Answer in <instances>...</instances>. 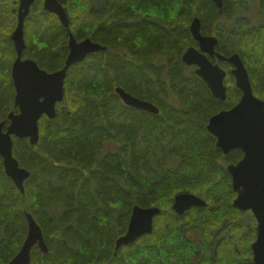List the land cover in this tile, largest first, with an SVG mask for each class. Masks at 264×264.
<instances>
[{
  "label": "trees",
  "instance_id": "16d2710c",
  "mask_svg": "<svg viewBox=\"0 0 264 264\" xmlns=\"http://www.w3.org/2000/svg\"><path fill=\"white\" fill-rule=\"evenodd\" d=\"M60 1L76 38L107 49L70 67L65 98L55 118H41L36 145L14 137V156L30 171L24 193L0 156V240L15 249L8 258L0 242V264L27 236L26 211L49 247L48 253L33 247L31 264H254L256 219L234 207L227 171L242 152L225 155L207 130L209 118L242 93L228 74V97L216 98L182 55L197 45L189 26L198 16L202 32L219 38V52L240 53L255 95L264 99V0H223L222 9L212 0ZM1 4L0 15L13 20L11 26L0 20V122L7 127L8 113L17 111L11 36L19 0ZM25 28L24 57L48 71L63 67L69 29L43 0H35ZM119 85L160 112L124 104ZM179 192L195 193L208 205L179 215L172 208ZM135 205L161 213L152 233L117 249Z\"/></svg>",
  "mask_w": 264,
  "mask_h": 264
},
{
  "label": "water",
  "instance_id": "95a60500",
  "mask_svg": "<svg viewBox=\"0 0 264 264\" xmlns=\"http://www.w3.org/2000/svg\"><path fill=\"white\" fill-rule=\"evenodd\" d=\"M19 1L18 22L11 36L17 53L12 65V77L16 90L14 103L18 112L11 111L8 114L10 123L7 127L0 122V156L7 175L24 193L30 171L22 167L14 156V137L28 138L31 145H36L40 139V119L44 115L55 118L57 104L65 98V80L69 68L94 52L106 50V47L90 38L78 40L70 30L69 15L63 3L60 0H44L45 9L58 15L62 24L69 29V52L65 64L57 70L48 71L37 60L23 57L27 47L25 22L35 0ZM212 1L223 8V0ZM189 28L198 47L187 48L182 56L184 63L195 65L196 74L206 82L216 98L224 101L228 97L225 84L227 71L219 63H214L212 58L226 61L232 66L230 73L242 93L234 106L222 109L209 118L207 130L216 138V145L223 153L229 154L233 150L243 152L238 162L227 166L236 192L233 205L241 211H252L257 221V235L251 246L253 263L264 264V99L255 95L249 71L240 53L224 55L218 52L216 47L219 38L202 32V21L198 16L192 19ZM115 91L128 106L155 114L160 112L156 104L131 94L120 85L116 86ZM206 205L207 201L195 193L179 192L175 195L172 208L183 215L192 207ZM160 213L161 208L157 206H133L127 230L117 239L116 248L132 244L138 238L152 233L154 219ZM25 215L28 224L26 239L8 264H30L31 251L35 245L43 253L49 252L41 225L32 213L26 211Z\"/></svg>",
  "mask_w": 264,
  "mask_h": 264
},
{
  "label": "rangeland",
  "instance_id": "374dc122",
  "mask_svg": "<svg viewBox=\"0 0 264 264\" xmlns=\"http://www.w3.org/2000/svg\"><path fill=\"white\" fill-rule=\"evenodd\" d=\"M3 7H5V5L4 4H1L0 5V11H1V9L3 8ZM257 9V8H256ZM257 11L258 10H256V12L255 13H252L251 15V17H252V19L253 20H256L257 19ZM8 15V14H7ZM14 19H16V22H15V24H14V29L16 28V24H17V22H18V13L15 15V17H14ZM0 20L2 21V23H4L5 25H7V26H11V24H12V22H13V20L11 19V18H8V17H6V12L4 11V12H2L1 13V15H0ZM6 26V27H7ZM14 29H13V31H14ZM26 29V28H25ZM226 69V68H225ZM230 69H231V66L229 65V67L226 69L227 71H230ZM225 82H226V85L228 86V83L229 82H233L232 81V79H231V77L229 78L228 76H226V80H225ZM171 103H173V104H175V105H179V102H178V98H174L173 96H172V98H171ZM143 146V145H142ZM208 205V204H207ZM206 205V206H207ZM246 219V217H242V221H243V219ZM248 233H250V236L249 237H252L253 235H252V233H251V231H248ZM197 235V234H196ZM256 237V236H255Z\"/></svg>",
  "mask_w": 264,
  "mask_h": 264
},
{
  "label": "flooded vegetation",
  "instance_id": "af4514ba",
  "mask_svg": "<svg viewBox=\"0 0 264 264\" xmlns=\"http://www.w3.org/2000/svg\"><path fill=\"white\" fill-rule=\"evenodd\" d=\"M43 4H44V0H43ZM32 8H33V6H32ZM32 10V9H31ZM18 11H19V4H18V9H17V13H18ZM214 60H216V59H214ZM229 74V73H228ZM228 74H227V76H228ZM234 151V150H233ZM232 152V151H231ZM230 152V153H231ZM242 152V151H241ZM229 153V154H230ZM225 154V153H224ZM225 155H228V154H225ZM242 157H243V152H242ZM228 171V170H227ZM231 179H232V177H231ZM4 240V239H3ZM3 240H0V242H3L4 244H3V246H5L6 247V251H8L9 253H8V258L13 254V252H14V250L15 249H13L12 248V246L10 245V246H7V244H6V241H3ZM10 243H12V241H9ZM23 244V243H22ZM2 251H4V248L2 247V249H1ZM19 252V251H18ZM18 252H16L9 260H8V262L6 263V264H8L14 257H15V255L18 253ZM31 262H32V258H31ZM31 264V263H30Z\"/></svg>",
  "mask_w": 264,
  "mask_h": 264
},
{
  "label": "bare ground",
  "instance_id": "6f19581e",
  "mask_svg": "<svg viewBox=\"0 0 264 264\" xmlns=\"http://www.w3.org/2000/svg\"><path fill=\"white\" fill-rule=\"evenodd\" d=\"M10 2V1H9ZM104 46V45H103ZM106 47V46H105ZM106 49H107V47H106Z\"/></svg>",
  "mask_w": 264,
  "mask_h": 264
}]
</instances>
